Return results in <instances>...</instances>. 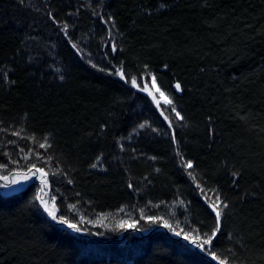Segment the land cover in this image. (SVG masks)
<instances>
[{
  "label": "trees",
  "instance_id": "1",
  "mask_svg": "<svg viewBox=\"0 0 264 264\" xmlns=\"http://www.w3.org/2000/svg\"><path fill=\"white\" fill-rule=\"evenodd\" d=\"M0 165V264H219L163 226L210 233L216 195L211 250L264 264V0H0Z\"/></svg>",
  "mask_w": 264,
  "mask_h": 264
},
{
  "label": "snow or ice",
  "instance_id": "2",
  "mask_svg": "<svg viewBox=\"0 0 264 264\" xmlns=\"http://www.w3.org/2000/svg\"><path fill=\"white\" fill-rule=\"evenodd\" d=\"M66 27V26H65ZM113 51H115V48H113ZM117 74L121 77V79L125 78V73L123 71H118ZM63 77H61L62 79ZM131 85L133 87L138 88L142 92H146L149 96L152 97L153 101H155L156 106L160 107V100L156 98V96L152 93V91L149 90L148 84H144L142 87L137 83L136 79H131L130 81ZM151 85L153 88H155V91L160 94L161 97L164 98V104L166 105H172V100L169 99V97L165 94L164 91L160 89V87L157 86V80L155 76L151 77ZM175 89L177 91H181V85L177 83L175 85ZM171 111L175 113L176 117L179 119H183V117L180 115V113L175 109V107H171ZM163 114V113H162ZM165 120H168L167 116H164ZM169 125L171 126V121H169ZM146 127V124H140L139 128L143 129ZM46 145L41 144L40 147L44 148ZM96 165H93L95 167ZM185 166L189 169L193 168V164L191 161H187L185 163ZM0 167H5V165H0ZM28 171L31 173L32 176H36L38 179H40L42 185L44 187H41L40 192L43 193L45 187H47L49 181H48V175L49 173L45 171L43 167H37L35 164H32V166L28 169ZM55 175V173L53 174ZM191 175V173H189ZM0 179L7 180V177H0ZM24 179H29L28 176H25ZM17 180H12L3 185L4 188L10 189L11 191H15V189H11V185L18 183ZM71 183V181H69ZM199 187V186H198ZM204 190L201 189V192ZM7 194V193H6ZM208 199V206L211 209V211L215 215V225L210 233L205 232L202 235H193V231L198 230H190V231H184L181 229L180 231H177L176 229L172 228L170 224H168L167 221L164 222V227L169 228L175 236L180 237L182 236L185 241H189L191 244L195 245V247L203 250L208 251L209 254L212 256L213 260H218L219 264H227V261L220 256L217 255L216 252L212 251L213 248V242L218 237V234L221 232V218L224 215V209L228 207L226 203H224L219 195H216L215 198H207ZM34 200L39 201L40 206L43 208V211L47 213V215L51 218L52 221L56 222L59 225H66L67 228L72 229L74 232H80L81 228L78 226L77 223H72L69 221V219L65 218L64 216H58L57 210L55 206L54 199L52 201L44 199L43 195L37 194L34 197ZM51 204V206H50ZM73 207H75L73 205ZM143 219V217H141ZM148 222L150 224H154L157 222V218L149 216ZM119 227L121 229H136V222L133 223H124L122 222ZM99 235H103V233H98Z\"/></svg>",
  "mask_w": 264,
  "mask_h": 264
},
{
  "label": "rangeland",
  "instance_id": "3",
  "mask_svg": "<svg viewBox=\"0 0 264 264\" xmlns=\"http://www.w3.org/2000/svg\"><path fill=\"white\" fill-rule=\"evenodd\" d=\"M152 76H153V75H151V74H149V75L147 76V83H148V85H149L151 91L155 93V95L157 96V99L160 100V103L164 106V108L167 110V112L169 113V115H170L173 119H175V120H176V119H179V118L176 117L175 113L171 111V107H174L173 104H172V105H166V104H164V98L161 97L160 94H159L158 92L155 91V88L152 87V85H151V77H152ZM157 86L159 87L158 83H157ZM160 89H161L162 91H164L162 88H160ZM164 92H165V91H164ZM165 94L169 97V99H171L170 96H169L166 92H165ZM175 109H176V108H175ZM176 110H177V109H176ZM94 223H96V222H94ZM97 223H98V222H97Z\"/></svg>",
  "mask_w": 264,
  "mask_h": 264
}]
</instances>
